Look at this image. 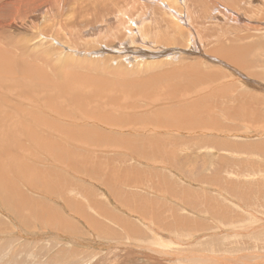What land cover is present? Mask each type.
<instances>
[{"label": "rangeland", "instance_id": "obj_1", "mask_svg": "<svg viewBox=\"0 0 264 264\" xmlns=\"http://www.w3.org/2000/svg\"><path fill=\"white\" fill-rule=\"evenodd\" d=\"M86 1L82 3L71 0V5H77L74 11L78 8L80 12L73 11L70 13L72 17L69 14L68 19L72 18V21L77 19L80 25L83 22L94 23L93 20L98 16L96 14L100 12L101 14L106 11L107 13L118 12V6L113 5L111 0L107 1L109 5L112 4L109 10H105L108 9L105 0ZM212 1L209 0V3L214 4L212 12L217 8L225 7V4L223 5L219 0ZM68 7L69 3L65 8L66 11ZM88 10L90 14L86 12ZM210 13L207 11L206 14ZM233 13L235 16L241 13L239 6L234 5ZM120 18L128 19V24L122 28L125 32L127 31V36H133L134 33L129 31L127 25H133L132 27L137 29L138 22L130 19L128 13L119 12L116 15L111 14L108 19L113 24L111 26H115L120 24L117 21ZM32 20L34 27H24V29L31 30L29 39L36 42L41 39L46 41L48 47L44 50L49 51L50 48L52 52L57 53L61 49L73 51L70 49L73 47L80 50L76 45L80 43L76 30L67 28L66 32L58 23L51 27L44 21L43 16L39 17V14H35ZM133 22L138 25L131 24ZM231 23L234 26L224 25L223 28H218L213 37L217 40L213 38L208 40L212 48L214 44V48L217 46L220 39H226L228 45L231 42L230 46H233V42L234 45L250 44L247 41L250 37L246 38L248 34L246 32L252 31L245 24L241 26L247 29L242 30L236 28L239 24ZM248 25L255 27L254 23H248ZM183 26L188 28L186 24ZM39 28L46 30L45 33L42 30L45 35L39 31ZM209 29L212 32L216 28L210 26ZM259 29L263 31L257 30L258 36L250 38L253 42L255 41L254 43L261 45L256 46L251 43L250 54L254 58L247 59L249 66L246 72L249 75L245 73V79L251 83L253 81L264 84V79L262 80L264 78V60H262L264 59V29L261 27ZM243 32L246 34L244 37ZM118 33L120 35V32ZM92 36L97 38L96 34L85 37L87 40H92ZM117 38L116 32L115 39ZM7 39L9 40L8 36ZM120 48L127 49L128 52L116 48L115 51L111 50L109 55H132L129 50L130 42L123 43ZM183 53L191 54L188 50H184ZM145 54L146 52L138 51L139 58L145 60L177 57V54L166 52L150 59L145 57ZM37 55L40 57L37 61L40 66L34 69H42L53 78L55 76L53 71H59L64 80L69 81L67 73L59 68L64 65H59L55 58L48 57L41 51ZM47 60L51 61L49 66L46 65ZM173 62L176 65L146 66L144 73L137 75L134 71L130 76V79L135 82H146V91L139 97L150 96L151 100L148 103L142 102L141 110L146 112L149 108L148 111L155 114H143V122L140 126L145 125L149 129L156 126L159 129L157 133H151L142 127L136 136L140 137L141 144L144 145L139 144L142 146L139 147L134 144L135 147L138 146L137 151L133 145L122 144L120 140H117L119 144L115 146L102 144L103 147L101 145L85 147L82 144H70L60 145L59 149H56L55 143L62 142L64 138L50 132L37 134L34 138L37 137L39 142L23 133L21 137L18 136L20 145L16 149H0L2 164H4L0 163L2 169L0 172L3 174V176L0 175V264H264V193H262L264 192V158H262L264 157V126H261L264 124V101H259L262 108L259 110L260 115L248 118L254 121L255 118L258 119L259 123L255 121L258 123L255 124L256 127L252 125L253 120H250V125L247 124L252 127L244 126L247 117L242 118L241 123L235 119L229 122L228 118H225L228 117L227 112L234 105V98L238 93L259 91V88L255 89L249 84L242 86L241 82L235 80L239 75L234 70L229 73V77L225 78L228 72L226 67L222 66H195L198 72L205 75L218 73V80L212 81L204 77L194 85L195 76L190 71L184 72L185 67L193 66H183L185 62H179V59ZM75 67L70 69L73 73L86 71ZM173 69L183 72L177 73L176 76H169L174 72ZM219 72L223 74L222 77H219ZM105 76L112 78L110 74ZM165 76L169 79H165ZM121 89L128 91L130 86ZM227 124L228 127H226ZM221 125L226 128L219 130ZM96 126L99 128V125ZM235 126L239 130L235 129ZM254 128L256 131L253 130ZM177 131H181L180 134ZM237 131L239 134H236ZM241 131H245L247 136ZM157 140L163 146L159 147L157 145L159 143L156 144L157 146L154 145V141ZM176 141L179 143L176 144ZM161 146L164 149H160ZM157 148L159 151L156 150ZM74 150L82 153H79V156ZM31 152L36 156H32L35 154ZM159 152H162L164 156L163 154L161 156L165 158L158 156ZM15 154L19 156V159L13 163L12 156ZM30 170L33 172L35 170L34 173L37 172L39 175L35 177L34 174L30 176L31 173L28 175ZM128 170L132 171L131 174ZM123 173L125 176H122ZM250 175L251 178H249ZM149 176L155 181L147 180ZM160 177L162 179H159ZM125 179H130V182ZM155 183L158 184L155 185ZM63 186L66 187L62 188ZM121 194L124 196L122 197ZM91 197L92 200H90ZM139 198H141L140 201ZM141 201H147V205ZM149 201L152 202V207L155 203L157 211L155 207L147 208ZM138 204H143L141 205L143 209ZM159 205L164 213H161V209L160 212L158 211ZM135 206L141 211L146 206L147 209L144 212L147 213L139 214H144L142 216L149 219L138 215L140 210ZM149 208L154 211L148 213ZM48 211L53 216L49 215Z\"/></svg>", "mask_w": 264, "mask_h": 264}, {"label": "bare ground", "instance_id": "obj_2", "mask_svg": "<svg viewBox=\"0 0 264 264\" xmlns=\"http://www.w3.org/2000/svg\"><path fill=\"white\" fill-rule=\"evenodd\" d=\"M77 1L83 3L86 0H76V2ZM107 1L109 0H105L106 3ZM219 1H221L223 5L225 4V7H223L222 9L217 8V10L212 12L214 4L209 3V0L208 1L206 0H126V1L111 0V3H113V5L118 6L117 10L119 13H122V14L128 13L129 18L133 19V21L134 20L137 21L139 24L137 29H134L132 27L133 25L132 26L130 24H129L130 26L127 25L129 27V28L127 27L129 31L131 33H134L133 36L129 37L126 35L127 31L125 32L122 28V26H125L126 24H128V21H127L128 19L126 18L118 19L117 21L120 22V24H118L119 26L118 25L111 26L113 24L112 22L111 23L109 22L110 21L108 19L109 16L111 14L116 15L118 12L111 13L112 12L111 11L110 13H107L106 11L102 14L100 12V14H96L98 16H96L95 18L96 21H94L95 19L93 20L94 23H89V22L84 23L83 22V24L79 25L77 19L75 21H72V18L70 17H69L70 19H68V15L70 13H73L75 7H77V5H71V0H0V149H10V148L16 149V147L20 145V143L18 142V136L24 133L27 136H29L31 139H33L35 136H37V134H41L40 132H42V134L43 132L44 133L50 132L51 134H55L57 136L60 135L61 137L64 138L62 142L59 141L55 143L54 147L57 146L56 149H59L58 146L60 145L67 146L70 144H82L85 147L86 145H90V146L101 145V147H103L104 145H110V146L114 145L115 146L116 144H119L117 140H120L122 144L123 143L131 144V146L133 145L134 147H135L134 144H137L139 147H142L141 145L143 143L141 144L140 137L136 136L138 133H140V129L144 127L145 130H149L151 133L152 132L157 133L156 131H158L159 129H157L156 126L152 127L151 129H149L145 125L140 126V124L143 122L142 120L143 114H149V115H155V114L154 112H149L148 111L149 108L146 112H142L143 110H141L143 107H141L140 104L144 101L148 103L151 100L150 96L139 97L141 94H143L146 91V86H147L146 82L144 81L135 82L132 79H130V76L134 71L137 73V75L144 73L146 70V66L176 65L173 62V60H176V59H179V62L181 61L185 62L183 66H193L192 68L185 67L186 70L184 72L190 71V73L195 76L194 81H193L194 85L198 82V80L204 77H208L212 81L218 80V73H216V75H205V73L198 72L195 66H222V67H226V70H227L226 72H228V74L225 75V78L229 77L230 76L229 73L232 70H234V72H236L239 76H241V77L236 76L235 80L241 82L242 86L243 84H246V85L249 84V85H252L255 89L259 88L258 90L261 92L251 90L248 93H245V92L238 93V95L234 98V105L232 106L231 110L227 112L228 117H225V118H228L227 120H229V122L230 120L232 121L234 119L235 121L236 120L240 121V120H243L242 118L247 117L245 118V121H244L245 125L243 124L244 123L243 121H242V124L244 126H248L247 124L250 125L251 124L250 120H253V119L249 120L248 119L249 116H253V118L254 116L255 117L259 116L260 115L259 110L262 109L260 108L259 101L260 100L264 101V84L255 83L253 81L251 83L249 82V80L247 81L245 79L246 77L245 73H247L246 69L249 66L247 59L248 57L254 58V56L252 57V55L250 54V50L252 48L251 43H253L256 46L261 45L260 43H254L255 41L253 42V39L250 40V38H254L255 36H258L257 30H261L259 29V27L264 29V0H250V1L248 0H219ZM68 3H69V7H68V10L66 11L65 8L67 7ZM119 3H123V4L119 5ZM111 5L107 3L106 6L108 7V9H105V10L111 9L110 7ZM234 5L239 6L242 14L240 13L237 16L234 15L233 13ZM76 9L79 10L80 12V9L78 8ZM207 11H210L211 13L206 14ZM86 12L89 13V10ZM86 12L85 13L83 12V13L86 14ZM35 14H39L40 18L43 16L44 21L49 23L51 27L53 26V24L58 23L59 25L63 27V29L66 32L68 31L67 28L76 30L75 32H77V34L79 35L78 38H80V41H79L80 43H76V45L80 48V50L76 49L75 47L70 48V46H67L73 51H65L64 49H61L57 53V52H52L50 48H49V51H46L44 49H47L48 46L45 40L39 39L40 41L36 42L34 40L29 39L28 35L31 32V30L28 28L24 29V27H34V22L32 19ZM89 14L87 16H89ZM104 19L105 21H103ZM231 22L239 24L236 27L238 29L243 30L245 28L247 29L248 27L249 30H251L252 32H255V33H252L249 31L246 32V34L248 33L246 38L248 39L250 37L248 40L247 39L246 40L250 42V44L246 45L244 43L245 45H240V44L234 45L235 43L233 42V46H230L231 42L228 45V41H226V39H220L218 40L217 46L214 48L215 46L214 44L212 48L208 40L215 37L216 31L218 30V28H223L224 25L234 26ZM135 23L133 22L131 24L135 25ZM248 23H251V24L254 23L255 27L252 25H251L252 27H250ZM138 24L136 23V25ZM184 24H186L188 28L184 27L183 26ZM242 24H245L247 27L242 28L243 27L241 26ZM120 25H121V28H120ZM210 26H215L216 29L210 32L211 31V29H209ZM39 29L38 30L43 33L44 28L43 29L39 28ZM19 30L21 31L17 33V31ZM171 31L173 32L170 33ZM116 32H117V37H118L117 39H115ZM118 32H120V35ZM91 34L92 35L96 34L97 38H95V36H92L93 37L92 40L89 39L90 40L89 41L87 40L85 36H89ZM246 34L244 33L242 36L244 37ZM7 36L9 37V40L7 39ZM107 38H110V39H107ZM144 40H148V42H144ZM214 40H217V39L215 38ZM129 42H130V47H131L129 50H131L132 55H127V56L126 55L125 56H122V55L114 56L112 54L109 55L111 50H114L116 48H119L120 50L122 49L123 52L124 51L128 52L127 50L128 48L126 47L127 45L124 46V48L126 47L127 49L120 48V45H122L123 43L128 44ZM71 43H73V41ZM143 47L145 48L143 49ZM184 50H188L191 54L186 55V53H183ZM40 51L43 52L44 55L48 57L55 58L57 62H59V65H64V66H59V68L60 70H64L67 73V75L69 76L68 77L69 81H65L63 75L59 71H56V72L53 71L55 75L53 78L52 76L47 74L42 69H34L40 66L37 62L40 60V57L37 55V53ZM138 51H141V53L146 52L145 57H148L150 59H153V56H160V55L165 54L166 52L177 54V57L173 59H165V60L163 59L145 60L144 58H139ZM135 52H137L136 55L134 54ZM120 57L122 58L124 57V58L119 59ZM131 60H134V61L131 62ZM189 62L192 64L196 63L197 65H192ZM50 63H51L50 60L46 61L47 66H49ZM75 66H78V67H75ZM111 66H114V67L111 68ZM72 67H75L78 69H85L86 71L85 73H80V72L73 73L70 70ZM173 70L174 72L170 73L169 76H176L177 73L183 72L182 70H179V69H173ZM104 74L105 75L110 74L112 78L109 76H105ZM222 75L223 74L219 72V77H222ZM255 76L256 75H254V77ZM260 76L261 74L258 75L257 78L259 79ZM72 79L74 80L75 83L73 82ZM123 79H125V81H123ZM165 79H169V78L165 76ZM263 79L264 78H262V80ZM121 84L123 86H121ZM125 86H130V89L128 91H123L121 88ZM253 103L255 104L253 105ZM238 118H241V119H238ZM256 120L258 121V119L255 118V121ZM255 121L253 122L254 124L252 125L256 127L255 124H258L259 121L258 123H255ZM69 124L71 126H67ZM96 125H99V128ZM252 125L248 127L250 128L252 127ZM228 126L229 125L227 124L226 127ZM236 126H235V129H238L237 127L239 126L237 127ZM261 126H264V124L263 125L261 124ZM226 127H223L221 125L219 127V130L224 129ZM248 127H245V128L247 129ZM245 128H243V130ZM257 128L260 129V127L258 126ZM253 130H255V128ZM180 132L181 131H177V133L179 134ZM257 132H258V129H257ZM237 133L239 134L238 131L236 132V134ZM241 133H245V131L244 132L241 131ZM201 134L203 133L201 132ZM246 134L247 133H245L244 135ZM36 138H34L33 140H37V142H39V139H36ZM157 141H154V145L159 143L157 144L159 145V147L160 145L163 146V144H160L159 140ZM37 142H34V143H37ZM142 142H145V141H142ZM151 143L150 145H152ZM178 143L176 141V144ZM137 145L134 148L135 151H137L136 149L138 147ZM162 146L160 149H164ZM105 147H108V146H105ZM158 148L156 149L157 151H159ZM73 149L70 150L72 151L71 154H73ZM75 151L76 150H74V152ZM140 151H142V149ZM25 152H27V150ZM162 152H165V151H162ZM162 152H159L160 155L158 156H161V154H163ZM76 153L77 155H79V153H82V152L76 151ZM93 153H96V152H93ZM25 154L28 155L27 153ZM32 154H35V153H32ZM32 154H29V155H32ZM32 156H36V154ZM162 158H165V157H162ZM6 159H8V157ZM18 159H19L18 155L15 154L12 156L13 163L16 162ZM0 163L1 165H4L2 164V154H0ZM60 163L62 164V162ZM147 165H144V166H147ZM3 167L6 168V166H3ZM132 168H135V166H132ZM0 171H2L1 167H0ZM132 171H129V174H131ZM34 172L30 170V172L27 174L30 175L31 173L32 175L30 176H33L34 174V177L35 175H39L37 174V172L36 173ZM127 174H126V178H127ZM0 175L3 176L1 172H0ZM122 176H125L124 173ZM249 178H251V175ZM159 179H162V178L160 177ZM127 180H129L130 182V179H127ZM147 180H151V177ZM151 181L150 183H152ZM148 182L149 181H147V183ZM158 183H155V185H157ZM175 184L176 183L174 182V185ZM143 185L146 186L145 183H143ZM65 187L66 186H63L62 188H65ZM125 187H128V186H125ZM152 187H154V185ZM163 191L164 190L162 189V192ZM59 192H62V191H59ZM165 195L166 194H164V196ZM121 196L123 197L124 194L123 195L121 194ZM127 196L129 198L128 194ZM141 198H139L138 200L140 201ZM90 200H92V197ZM120 200L122 201V199ZM72 201L73 200H71V202ZM147 201H144V202L141 201V203H143L144 205H147ZM149 203H148L147 208L152 205V202L149 201ZM80 204H83V203H80ZM153 204L154 205L153 207L151 206V209L152 208L154 209L155 207L156 208L155 210L157 211V206H155V203ZM138 205L141 206L140 204ZM145 207H144V210L147 209ZM151 209L148 210L149 211L148 213H151L154 211V210L151 211ZM160 209L161 208L159 205V209H158L159 212H160ZM144 210L143 211L140 210V212L137 211L138 215H140L139 213H142V212L144 214L147 213L146 211L144 212ZM161 213H164V212L162 211ZM51 214L52 213H49V215ZM115 216H117V214ZM174 217H178V216H174ZM143 218L149 219L148 217H143ZM187 225L189 226V224Z\"/></svg>", "mask_w": 264, "mask_h": 264}]
</instances>
